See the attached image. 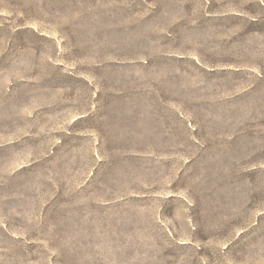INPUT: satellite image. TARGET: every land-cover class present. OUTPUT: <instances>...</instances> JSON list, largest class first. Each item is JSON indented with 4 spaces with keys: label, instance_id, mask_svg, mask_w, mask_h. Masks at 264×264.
Returning a JSON list of instances; mask_svg holds the SVG:
<instances>
[{
    "label": "rangeland",
    "instance_id": "rangeland-1",
    "mask_svg": "<svg viewBox=\"0 0 264 264\" xmlns=\"http://www.w3.org/2000/svg\"><path fill=\"white\" fill-rule=\"evenodd\" d=\"M0 264H264V0H0Z\"/></svg>",
    "mask_w": 264,
    "mask_h": 264
}]
</instances>
